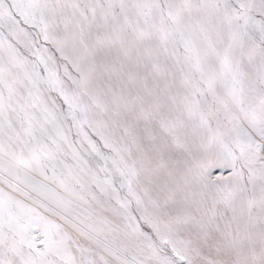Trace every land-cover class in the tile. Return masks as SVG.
<instances>
[{"label": "snow or ice", "instance_id": "6c2138e0", "mask_svg": "<svg viewBox=\"0 0 264 264\" xmlns=\"http://www.w3.org/2000/svg\"><path fill=\"white\" fill-rule=\"evenodd\" d=\"M0 264H264V0H0Z\"/></svg>", "mask_w": 264, "mask_h": 264}]
</instances>
